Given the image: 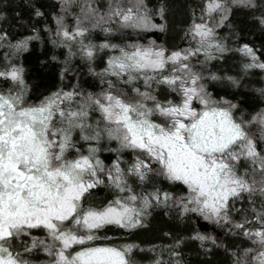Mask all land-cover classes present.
<instances>
[{"label": "snow or ice", "instance_id": "obj_1", "mask_svg": "<svg viewBox=\"0 0 264 264\" xmlns=\"http://www.w3.org/2000/svg\"><path fill=\"white\" fill-rule=\"evenodd\" d=\"M22 7L0 26V264H188L189 243L264 264V0H191L183 46L154 35L164 0ZM36 41L56 84L27 79ZM158 208L183 234L123 239Z\"/></svg>", "mask_w": 264, "mask_h": 264}, {"label": "trees", "instance_id": "obj_2", "mask_svg": "<svg viewBox=\"0 0 264 264\" xmlns=\"http://www.w3.org/2000/svg\"><path fill=\"white\" fill-rule=\"evenodd\" d=\"M56 0H39V3L44 5L47 14V8L54 4ZM167 5V31L164 33H154L158 39H164L165 42L169 45L179 44L183 46L180 42V36L182 34V28L189 19V10L188 5L191 0H164ZM150 3L156 4L158 0H150ZM23 0H0V11L7 12V21H0V26H4L5 23L10 26V30L15 32L17 17L15 16L16 12H20L25 18H27V11L22 7ZM18 5H21L18 7ZM157 22L159 19L157 18ZM26 28V26H25ZM244 39L249 42L259 43L264 41V36L261 35L258 29L249 32L246 34ZM51 48V45H41L39 41L34 42V46L31 48L30 53L25 54V63L27 67V79L32 82L34 85H42L44 87L53 85L57 83L58 78L52 75L54 71L51 68H42L38 63V57L42 58V53ZM231 55V54H226ZM3 56V49H0V58ZM235 57L227 60L225 63L218 65V67L229 69L234 63ZM79 65V68L82 69V79L90 82L91 77L83 75L86 73V68L80 64L78 58L74 62V66ZM259 79V77H257ZM65 84L68 83L66 80ZM221 86H217L219 89ZM251 88H241L240 96L241 99H244L245 93L251 95ZM223 94V93H222ZM105 192L101 190L97 193V200H100L104 197ZM150 225L144 228H141L128 236L123 237V239H135L139 240L145 244H155L158 241L163 240L164 243H169V240L165 237V233L168 231H173L174 233L179 231L183 234V229L185 227V222L178 221L173 214L165 215V210L163 208L154 209L152 211L151 217H149ZM201 225L207 224L205 221L200 222ZM207 230L214 231L217 235L224 237V233L215 228V226L209 225ZM230 242V238H229ZM145 253H139L137 258H146ZM183 256L188 264H227V257L222 250L215 251L210 257L202 254V250L198 248V245L189 243L186 244L183 249Z\"/></svg>", "mask_w": 264, "mask_h": 264}]
</instances>
